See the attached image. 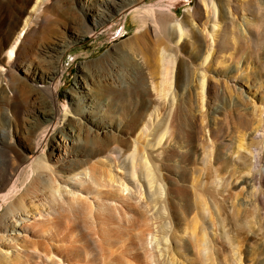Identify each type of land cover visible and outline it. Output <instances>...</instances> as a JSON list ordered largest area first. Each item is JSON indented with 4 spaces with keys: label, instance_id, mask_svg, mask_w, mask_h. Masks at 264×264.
<instances>
[{
    "label": "rangeland",
    "instance_id": "obj_1",
    "mask_svg": "<svg viewBox=\"0 0 264 264\" xmlns=\"http://www.w3.org/2000/svg\"><path fill=\"white\" fill-rule=\"evenodd\" d=\"M26 1L0 0V42ZM213 1L218 10L216 16L212 11L209 13L215 16L210 22L203 0H50L44 8L45 20L33 27L18 47L16 61L7 62L8 47L0 50V67L4 68L0 88L4 91V99L16 98L19 107L27 110L25 120L16 117L6 126L7 137L0 143V185L13 172L16 178L20 175L22 182L28 174L25 164L29 157H48L53 134L66 125L62 122L65 113H68V120H72L73 129L88 145L98 140L99 146L107 148L112 143L124 156L132 153L145 118L154 113L158 121H164V125L159 126L163 129L156 126L159 134L162 129V135H165L160 140L166 154L162 151L160 161L165 165L162 167L168 180L173 181L178 189L184 186L182 179L189 186L193 173L197 179L205 174L206 167L197 157L203 145H206L204 149L210 147L215 152L213 157L210 156L213 159L209 158L213 166L229 167L232 163H228L221 139L233 133L239 112L250 111L254 106L251 102L264 99V75L258 70L264 63V48L256 52L257 49L248 43L245 24L258 21L257 15L253 16L256 14L254 6L262 5L264 9V0ZM119 5L125 6L122 15L116 13ZM170 5L173 6V16H163L173 29L170 37L156 32L149 21L146 24L138 21L132 10L150 6L169 8ZM104 15H109L110 20L100 17ZM228 20L233 24L229 28L231 45L211 55V63L207 65L205 58L214 45L212 38L223 30ZM214 23L219 24L215 32L210 28ZM244 37L247 38L244 40ZM163 52L169 56L165 67L161 62ZM223 60L225 65L216 64ZM163 70L166 73L164 83ZM44 88H58L56 106L61 110V121H57L58 127L55 125L49 130L48 143L36 153L37 141L33 131L40 122L43 126L49 124L41 117V111L54 105L48 93L41 92ZM76 109H80L81 116L74 114ZM2 129L0 126V136ZM112 140L116 142L113 144ZM140 140L137 147L142 150ZM217 155H221L220 160ZM226 157L228 161H225ZM54 168L43 171L44 174L35 172L21 193L0 211V264L7 263L5 255H9L11 264H43L34 249L51 254L53 259L46 264H61L54 254L61 256L64 264H150L146 259L147 248L142 242L145 240L142 222L138 214L133 213V216L126 212L136 200L123 201L121 191L96 186L89 177L84 185L78 184L77 178ZM234 190H229L233 196L237 194ZM96 192H101L100 196ZM185 197V194L179 196L182 215L188 200ZM21 201L27 205V210L17 217L23 215L30 221L23 220L17 232L10 231L15 219L12 215L6 217V210ZM135 209L139 211L138 207ZM193 209L183 215L187 221L192 220ZM203 212L200 219L206 217V226L212 233L216 228L209 221L210 213ZM228 217L230 220L231 215ZM110 218L114 219V225L105 222ZM238 218L229 223L240 224ZM192 227L190 225L186 238L193 231ZM247 228H244L246 231L237 229L240 238L246 242L242 248V264H262L263 238L258 233L253 235ZM189 249L172 247L176 264H200L195 260L192 248ZM217 249L219 260L229 263L231 249L229 252L221 246ZM204 254L203 264H212Z\"/></svg>",
    "mask_w": 264,
    "mask_h": 264
},
{
    "label": "bare ground",
    "instance_id": "obj_2",
    "mask_svg": "<svg viewBox=\"0 0 264 264\" xmlns=\"http://www.w3.org/2000/svg\"><path fill=\"white\" fill-rule=\"evenodd\" d=\"M49 1L50 0H27L24 8L21 9L16 18L9 23L5 38L0 42L1 51L5 50L7 47L9 48L6 51L8 63H13L16 61L15 52L18 47L23 43V40L28 36L33 27H38L42 21L45 20L44 8L45 5L49 3ZM203 2L205 3L204 7L206 16H208L207 18L211 20L210 22H212L217 14L218 7L213 0H203ZM261 6H254L256 8V14L253 16L257 15L256 17L258 21H254L255 23L250 21L245 23L249 34V36L246 34L249 39L248 43L252 44L253 49H257L256 52H258V49L264 48V9ZM254 7L252 8L254 9ZM132 10L138 21L143 24H146L149 21L156 32L170 37L173 29L171 25L167 24V21L165 22L163 16H171L173 14L172 5H170L169 8L150 6L146 7L145 9H140L135 7L132 8ZM125 11V6L123 5H119L116 8V13L119 15H122ZM211 11L214 12L215 16H210L209 13H211ZM100 17L106 21L110 20L109 15ZM231 24L232 22L230 20L226 21L223 30L215 33L216 35L213 34L214 36L212 39L214 41H212L214 45H211V48L209 47L210 45L208 46L210 50H207L208 55L205 58V64L208 62L209 64L211 63V55H213L215 52H219L220 48H225V46L227 47L230 44V40H232L229 31ZM218 26L219 24L214 23L210 25V28H212L215 32ZM253 26H256L255 30H253ZM245 38L247 37H244V40ZM237 39L239 42L240 39ZM215 40H217V42ZM241 40L243 41V39ZM240 43L244 45L243 42ZM249 49L251 50V48ZM252 52L254 53V50ZM252 52L250 54H252ZM257 55L259 54L257 53ZM161 62L164 67L169 63V56H167L166 52L162 53ZM261 63L263 62L261 61ZM216 64L221 66L225 65L226 62L224 60L217 61ZM258 70H260L259 73H261V75H264V63L260 66V68H258ZM3 72L4 68L0 67L1 76L4 75ZM162 75V83H164L166 81L165 70H163ZM12 81L15 82L14 78H12ZM204 82L203 87H205ZM240 84L246 87L243 82H240ZM41 92H47L54 105L52 104L53 107L49 110L42 109L44 112L41 111V117L49 124L47 126H43L44 124L40 122V124H38V126L33 131V135H35V140L37 141V148L35 149L36 153L41 149L43 150L45 145L48 143L49 130L51 131L55 125V127H58L57 121H61V110L56 106L58 88H44L41 89ZM251 103H254V106L250 111L245 110L241 113L239 112L235 125L234 122L232 124L234 125V128L232 126L233 133L228 134V136H226L224 139L218 137L222 140V142H220L221 146L225 151V155L229 158L228 161V158L226 157L225 161L227 160L228 163L231 162L232 166L228 164L229 167L227 166L226 168L220 169L222 166H217L216 168L209 160V158H211L210 156H214V150H212L213 153L211 155L212 151L209 149V146L208 149L211 152L208 151V149H204L206 145H203L204 148L199 146V148L202 149V152H200L199 156L197 157H199V160L203 163L202 166L205 165L206 167L205 174L202 176V178L197 179L198 176L193 173L194 175L192 176L190 182L191 185H189L190 187L187 186V184L185 185L186 181L182 179L184 186L179 189L175 187L173 181L168 180L166 173H164L165 168L162 167L164 163L162 162V164L160 161L161 155L164 153L161 148L162 140L160 139L165 135H162L164 131L162 132L163 128L159 126L161 124L164 125V121H158V119L155 118L154 113L145 118L146 122H144L143 127L141 128L138 138L136 137L135 139L134 149L132 153L126 156L121 155L120 149L116 145H112V143L109 147L106 148L103 146L102 148L98 144L100 141L96 139L98 142L95 141L88 145L73 129L71 125L72 123L70 122L72 120L70 119L69 121L67 118L68 113H65V119H63L64 121L62 122L66 125L63 127V130H58L53 134L50 141V153H48V157L47 155H43L42 157L38 158L29 157L27 165L25 164V166L28 168V174H26L27 177L22 182H20V175H18V178H16V173L13 172L10 176L5 178L0 185V211L5 205H8L21 193L22 187L26 185L30 177L35 172L37 173L38 171H42L41 173H43V171H47L50 169V167H55L59 168V172L67 173L69 176H71V178H77L79 181L78 184L85 183V180H87L89 177L95 183V185L97 184L101 188L108 187L115 190L117 189L119 192L121 191L123 194V201L125 199L136 200V204L130 205L129 210H126V212L128 215H133V213L138 214V218L142 222V228H144L145 234V240L143 238L144 241L142 242H144L143 246L145 245L147 248L146 259L149 260L150 264H176L177 260L175 258V254H172V247L173 249L176 248L185 251H188L190 250L189 248H192V252L196 258L195 260H197V262L200 264L205 263L204 261L202 262L204 253V255L207 257L206 259L210 261L212 260V264H217V262L218 264H226L227 261L224 263L221 261V259L219 260L216 254V251H219V249H217L218 246H221L224 250L231 249L232 252L230 251V255L232 256L234 254V259H231L230 256V258H228L229 263L227 264H242V248L246 242L240 238L242 236H240V232L238 231L239 229H246L248 227L251 229L250 233L252 232L253 235L256 236L257 233L259 234L258 236L261 235L263 238V244H261L264 251V99H258L257 102L254 100V102ZM18 104L19 102L16 98L14 100L4 99V91L2 88H0V126L3 128L2 134L0 136V143H3L7 137L8 129H6V126H9V121H11V119L17 117L25 120L26 118V108L22 106L19 107ZM45 104L46 103H43V105ZM73 111L76 116H81L80 109ZM87 121L90 122L89 120ZM156 126L162 128L160 130V133H162L161 135L157 131ZM229 129H231V127ZM167 130L169 129L167 128ZM138 139L142 140V150H139L137 147L139 144ZM113 141L115 140H112V142ZM221 153H224L223 150ZM217 156L219 159V156L221 155ZM218 159L216 157L217 161ZM117 160L119 161L117 162ZM214 164L216 165L215 162ZM226 165L227 164L225 163V166ZM232 188H234V191L237 192V194L235 193L234 196L231 194V191L229 193V190ZM54 191L52 193H54ZM96 193H98L99 196L101 194V192ZM182 194H185L188 199L184 207L185 212L183 215L192 211L191 209L194 207L193 212H191L193 213L191 221H187L185 216L183 217L181 211L182 209L179 207V196L181 197ZM191 198L193 200H191ZM113 201L121 202V200L118 201V199H114ZM21 203L13 204L8 210H6L5 216L7 217L8 215H12L13 220L15 219V224L12 226L13 229L10 231L17 232L18 227L22 225L23 220L27 219V221H30L28 218H23V215H21L19 218L17 217L20 212L27 210V205L24 206V204L22 203V205ZM136 207L139 209L138 212L135 209ZM202 211H207L210 213L209 221H211V224L214 226L212 227L216 228L214 232H209V226L207 227L205 223L206 217L204 218L203 216L202 219H200ZM229 215H231V217L236 215L234 218L232 217V219L240 217L238 218V220L240 219L241 221L240 224L238 222L235 224V222L233 223L232 221V223L235 225H231L229 222H231L232 219L230 217L229 220ZM113 220V218H110L108 220L106 219L105 222L107 224L114 225L115 222ZM199 220L203 222V225H200L201 221ZM190 225H193V231L189 232L191 234L188 236L189 238H186ZM178 234L182 235L178 236ZM245 240L247 239L245 238ZM260 249H262V247ZM33 251L34 253L40 255L43 264H46L48 261L53 259L50 253L40 251L39 249H34ZM4 258L6 259V264H11L9 255H5ZM54 258L58 259L61 264H64L65 262L64 259L58 254H54ZM262 264H264V262Z\"/></svg>",
    "mask_w": 264,
    "mask_h": 264
}]
</instances>
